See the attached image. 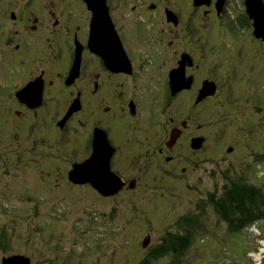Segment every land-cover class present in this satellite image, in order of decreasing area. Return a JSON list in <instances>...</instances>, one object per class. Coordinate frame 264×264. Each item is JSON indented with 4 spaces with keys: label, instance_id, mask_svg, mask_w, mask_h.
Here are the masks:
<instances>
[{
    "label": "flooded vegetation",
    "instance_id": "af4514ba",
    "mask_svg": "<svg viewBox=\"0 0 264 264\" xmlns=\"http://www.w3.org/2000/svg\"><path fill=\"white\" fill-rule=\"evenodd\" d=\"M104 1L106 11L97 14L94 5L99 1L0 0V96L7 101L6 110L43 117L45 126L58 125L77 105L59 130L73 124L76 132V116L85 110L88 117L98 110L102 118L90 123L85 159L92 154L95 131L105 130L114 148L111 169L126 189L136 187L141 177L135 171L148 168L149 163L166 173L165 163L180 158L185 172L187 160L195 163L204 155L209 138L190 128L194 115L187 111L188 104L194 109L208 107L221 90L233 92L234 76L238 77L237 69L220 67L233 56L234 45L226 43L222 53L212 32L219 27L224 39L235 40L244 29L253 32L254 20L247 11L249 0ZM198 12L205 25L198 23ZM243 13L246 16L241 18ZM234 55L243 57L241 45ZM173 70L184 83L176 91L171 83ZM249 70L248 66L243 74ZM206 81L213 82L214 93L198 99ZM26 87L36 98L19 96ZM60 89L71 95L62 109L57 105ZM217 102L224 109L230 103ZM89 104L101 109H89ZM157 105L161 109L156 114L162 119L151 126V108ZM238 105L239 101L232 104ZM171 106L179 109V116L167 115L166 121L163 117ZM198 137L203 140L194 146ZM224 150L235 155L239 148L232 142ZM207 151L211 157L218 155L217 147Z\"/></svg>",
    "mask_w": 264,
    "mask_h": 264
},
{
    "label": "rangeland",
    "instance_id": "374dc122",
    "mask_svg": "<svg viewBox=\"0 0 264 264\" xmlns=\"http://www.w3.org/2000/svg\"><path fill=\"white\" fill-rule=\"evenodd\" d=\"M200 14L197 13V21L205 25ZM218 28L212 32L214 43L220 45L218 50L224 53L226 43L234 45L233 56L223 61L220 67H224V71L237 69L238 77L234 76L233 92L221 90L218 95V100L230 102L228 108H222L218 100L208 102L205 108L194 109L191 103L188 104L187 111L194 115L190 119L193 125L190 128L196 127L199 133L207 134L209 140L204 155L195 164L196 169L188 170L190 174L185 179L168 180L162 176L165 172L149 163L148 168L135 171L141 175L136 187L124 189L123 182L117 196H104L90 183L72 185L67 170L88 156L85 142L90 123L102 118V114L96 110L87 117L83 110L76 116L77 131H74L73 124H69V137L67 135L68 140L61 145V151L57 147L61 140L57 125L48 122L31 133L28 126L38 122L39 117L32 113L18 116L6 110L7 101L0 96V230H4L3 227L9 230L8 254L29 255L34 264H139L146 251L160 242L166 229L176 226L179 218L188 211H198V200L206 199L216 187L218 196L221 195L224 186L230 182L225 174L240 172L246 180L260 186L264 184V156L255 157V153H264V103L259 104V99L264 100V41L254 38L255 29L252 33L244 29L234 40L230 37L224 39ZM201 33L207 34L204 30ZM238 45L243 47L244 55L237 59L234 52ZM248 66L249 72L243 74ZM173 72L176 76V70ZM176 77L180 80L179 75ZM70 97L67 91L60 89L58 107L62 109ZM244 98L245 102H241ZM234 101H239L240 105L232 106ZM89 107L101 109L97 104H89ZM160 109V105L151 108V126L162 119L156 114ZM176 112L179 109L171 106L163 119L168 121V116ZM199 124L200 128L197 127ZM216 133L220 141L215 144L213 136ZM46 137L52 143V149L43 144L44 141L34 142ZM232 142L239 148L237 155L223 152ZM214 145L218 155L211 157L207 150ZM41 151L50 155L45 154V157ZM165 169L168 170L166 173H181L171 163L166 162ZM126 175L130 173L126 172ZM201 221L210 225L212 231L219 232L217 240L225 239L229 243L226 247L230 251H224L228 261L224 264H264V254L259 251L264 244V221L244 233L227 236L222 234L226 224L220 221L213 207L207 206ZM209 239L215 241L216 237ZM220 246H223L221 242L212 249L222 251L218 248ZM199 248L193 246L189 250L193 252L187 258L194 257V264H208L202 257L205 250ZM5 254L0 249V264ZM210 257H214L213 254ZM182 258L176 263L182 264ZM206 259L209 260V256ZM154 261L152 264H172L170 259Z\"/></svg>",
    "mask_w": 264,
    "mask_h": 264
},
{
    "label": "trees",
    "instance_id": "16d2710c",
    "mask_svg": "<svg viewBox=\"0 0 264 264\" xmlns=\"http://www.w3.org/2000/svg\"><path fill=\"white\" fill-rule=\"evenodd\" d=\"M239 15H241V18L243 15L246 16L245 13L239 14ZM178 113L179 112H176L175 114H178ZM44 123L45 122H44L43 117H40L38 119V122L30 123V125L28 126L29 131L32 133L34 132V130H36L35 128L41 125L45 127ZM69 126L70 125L65 127V130H61L60 132V136H61V140L59 141L60 146H57V147H59L61 151H62L61 145H65V141L68 140V137H69V135L67 134ZM57 127L60 129L61 125L58 124ZM219 138L220 137H218L217 134L213 136L215 144L219 143L220 141ZM41 139L46 140L44 141L43 144H46L49 148H51L52 143L51 144L49 143V140L47 137L40 138L38 140L35 139L34 142H39L41 141ZM214 147L216 146L214 145ZM33 148L34 146L32 147V149ZM41 152L43 155L45 154L50 155L46 151H41ZM261 154L262 153H259L258 154L259 156H256L257 154H255V157L260 158L261 156H264V153L262 155ZM202 156L200 158H202ZM184 158L188 159V156ZM39 159L42 160V158H39ZM188 161L190 160H187L186 161L187 163L185 162L186 165L188 166L187 171L185 172L181 171L180 168L182 165H184V161L180 158H177L176 163H173V168L178 169L181 173L177 174L174 171H170L169 174L164 173L162 174V176H165V178L167 177L168 180H179L182 177L183 179H185V177L188 178L190 174L189 171L195 170L196 169L195 164L198 163V161H196L195 163L193 162L188 163ZM70 170L69 169L67 170L68 180H69ZM138 175L140 174L136 173V176ZM225 176H227V178L230 179V182H228L224 186L221 195L218 196V187H216L215 191H210L207 194L206 199L198 200V202L196 203V206L199 212L198 211L197 212L188 211V213L183 214L177 221L176 226L171 227L170 229H166L165 232L160 236V242H158L155 246H152L148 251H146L145 257L140 261L139 264H152L153 262H155L154 260L164 261L166 259L168 260L170 259V262H172V264H177L176 262L180 260L179 258L182 256L184 257V259L182 258L180 263L194 264L196 259H194V257L192 256H190L189 259L187 257L190 253L193 252L189 250L195 245L196 247H200L201 249L205 250L202 256L206 260L205 263H208V264L227 263L228 261L227 255L225 254L226 252L230 251V248L226 247L229 243L225 242V239L224 241L217 240L220 238V235H218L219 232H216L214 230L212 231L210 225H207L203 221H201L203 215H205L207 212V206L213 207V209H215L216 213L219 215L220 221L226 224L225 225L226 230H222L223 231L222 234H224L225 236L230 235V234L239 235L240 233H244L250 227H253L259 222L264 221V184L260 186L252 181L246 180V177H244V174L240 172H233L230 175L225 174ZM69 182L72 185L77 184V183L72 182L71 180H69ZM186 184H189L188 181H186ZM190 185L191 184H189L188 186L190 187ZM116 194L118 195V193H115V195ZM3 229L4 230H0V249L4 250L6 254L1 258V264H4L3 263L4 257L15 255V254L16 255L20 254V253L8 254L9 250H7V247L9 246L11 242V238H10V233L8 234L9 230H7L5 227H3ZM202 229L204 231L200 232V230ZM204 236H208V239L202 240ZM212 237L214 239L216 237L215 241H211V239H209ZM197 238H199L198 242L196 241ZM212 242H215V245H213ZM220 242L223 244V246H220L218 248L222 251H215L214 249H212L214 246L218 245ZM240 245L242 244L240 243ZM212 254L214 257H210ZM26 256L30 258V264H34L31 261L32 260L31 256L29 255H26ZM207 256H209V260L206 259ZM36 263L38 264L39 262H36Z\"/></svg>",
    "mask_w": 264,
    "mask_h": 264
},
{
    "label": "water",
    "instance_id": "95a60500",
    "mask_svg": "<svg viewBox=\"0 0 264 264\" xmlns=\"http://www.w3.org/2000/svg\"><path fill=\"white\" fill-rule=\"evenodd\" d=\"M99 1L94 5V9L97 14L98 10L106 11V4L104 0H89ZM247 11L254 19V33L256 36L264 38V3L261 0H249ZM177 76V75H176ZM175 74H171V83L173 91L179 90L184 83L178 79ZM35 86V85H33ZM32 86V87H33ZM214 84L211 81H206L200 90L198 99L205 97L206 95L214 92ZM19 96L35 97L36 95L31 93V87H26ZM40 98V97H39ZM29 104H34L29 103ZM75 108L71 107L66 113L65 117L59 122L61 126H64L66 119L69 117ZM202 138L198 137L193 140L194 146H199L202 142ZM93 151L89 158L82 162L73 164V167L69 171V179L74 183H90L96 188L102 195H113L117 193L121 188L123 181L121 177L111 169L110 160L114 152V148L110 143L107 133L103 129H97L93 140ZM4 264H30V258L25 255H11L3 258Z\"/></svg>",
    "mask_w": 264,
    "mask_h": 264
}]
</instances>
